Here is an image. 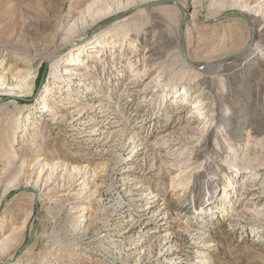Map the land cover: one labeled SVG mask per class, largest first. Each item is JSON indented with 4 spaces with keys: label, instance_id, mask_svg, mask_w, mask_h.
Wrapping results in <instances>:
<instances>
[{
    "label": "rangeland",
    "instance_id": "1",
    "mask_svg": "<svg viewBox=\"0 0 264 264\" xmlns=\"http://www.w3.org/2000/svg\"><path fill=\"white\" fill-rule=\"evenodd\" d=\"M190 3L0 0V82L29 85L17 97L0 86V264H264V14L253 25L228 4L195 16ZM79 81L97 93L75 96ZM224 176L235 189L220 196ZM83 177L86 210L73 194ZM139 193L167 203L157 225L144 226L155 208L141 216Z\"/></svg>",
    "mask_w": 264,
    "mask_h": 264
},
{
    "label": "bare ground",
    "instance_id": "2",
    "mask_svg": "<svg viewBox=\"0 0 264 264\" xmlns=\"http://www.w3.org/2000/svg\"><path fill=\"white\" fill-rule=\"evenodd\" d=\"M184 1H189V0H184ZM215 0H192V3H190L191 5H192V7L191 8H193V14L192 15H195V16H199L201 13H204V12H207V11H209V9L210 8H212V7H214L215 5H225V4H228V5H230V6H232V7H235L236 9H240V11L241 12H243L247 17H249L250 19H251V22H252V24L254 25V24H256L258 21H259V19L261 18V15L262 14H264V9L262 8V6H251V5H249V4H247L246 3V1L245 0H221L220 1V3H215L214 2ZM221 3H223V4H221ZM189 4V3H188ZM128 6V5H127ZM129 7V6H128ZM231 7V8H232ZM122 8V7H121ZM173 8H175V6L173 7ZM126 10H127V7H124V8H122L120 11H117L119 14L118 15H116L115 17L116 18H114V19H116V20H118L119 18H122L121 17V15L123 14L124 15V13L126 12ZM213 10V9H212ZM181 11H183L182 12V15H183V18H184V10H181ZM135 14L136 13H129L128 14V16L127 17H125L123 20L126 22V21H132L133 20V18L135 17ZM125 16V15H124ZM196 18V17H195ZM141 19V18H140ZM263 19V18H262ZM123 20H122V22H123ZM183 20V19H182ZM263 21V20H262ZM120 27V24L118 23H116V25L114 24V25H111L110 27H107V28H105V29H103L100 33H98V34H96L92 39H90L89 41H86V42H84L82 45H81V47L74 53L73 51H70L67 55L69 56V58H70V62H71V64L73 65V66H76V65H79V66H82V65H84L83 64V62H84V60H85V58L83 57V54L85 53V50L90 46H92V47H95L96 46V44L97 43H100L101 45H104L105 46V40H106V36L108 35V34H110V33H112V32H116L117 30V28H119ZM264 27V26H263ZM125 36L127 35V34H124ZM181 37V36H180ZM64 41H66V39H64V37H63V39H61V41H60V43L59 44H63V46L65 45V42ZM177 41H179V38H177ZM180 46H181V43H180ZM62 48H67V45L66 46H64V47H62ZM185 48V47H184ZM181 50H182V48H181ZM151 50L150 49H148V52H147V54L146 55H148L149 54V52H150ZM183 51V50H182ZM184 53H185V51H183ZM55 54V53H54ZM173 57H174V59H176V61H178L179 59L182 61V63H184L185 65L187 64V62H186V60H185V58L183 57V55H182V53L180 52V51H178V49H177V52L176 53H170ZM175 54H177V56H175ZM151 54H149V56H150ZM52 56V55H51ZM50 56V57H51ZM155 56V55H154ZM233 56V55H232ZM49 57V56H48ZM49 57V58H50ZM53 57V56H52ZM51 57V58H52ZM188 57V56H187ZM94 58H96V60H97V62L99 63V64H101L102 62H104V60L102 61V59H103V56L101 55V54H97L96 55V57H94ZM151 58H153V54H152V56L150 57V59ZM53 59V58H52ZM188 60H189V58H187ZM34 60V59H33ZM152 60V59H151ZM150 60V61H151ZM32 62V61H31ZM40 62V61H39ZM189 62H190V60H189ZM59 68H60V61H59V59L58 60H56V61H54V63H53V76L55 77V78H57L58 80H64L62 77L65 75V74H70V72H68L67 71V69H65V71H64V73H61V71H60V73H59ZM71 74H73V73H71ZM86 74V73H85ZM137 74H139V73H137ZM137 74L135 73L132 77H135L136 78V76H137ZM141 75V74H140ZM29 76V75H28ZM62 76V77H61ZM35 77H32L31 76V78H30V85H31V83H35V79H34ZM83 78H84V80H88V79H90V76H88V75H86V76H83ZM138 78V77H137ZM0 80H2V78H0ZM133 80H134V78H133ZM60 81H58V82H60ZM137 80H135V82H136ZM2 82V81H1ZM0 82V86H2V88L1 89H3V86H5L4 87V92H5V95L7 96H16L17 97V95H20V94H24L25 92H24V89L26 88V87H28L29 85H26L25 83H26V81L25 80H23L22 82L20 81L19 83H16V84H11L10 82H4V83H1ZM134 81H132V80H130V82H128V85H127V89L128 90H131V91H133L134 92V94H136V93H138L139 92V88H138V86L136 85V83H135ZM139 83V82H138ZM27 84H28V80H27ZM32 86H34V85H31V88L30 89H28V92H32L33 91V87ZM183 86V92L181 91V90H177L176 88L175 89H173V93H175L174 94V97H181V93H183L184 95L186 94V92H187V90H186V85H182ZM84 87V89H80V90H78L79 92H77V93H75L74 95L75 96H79V95H82V97H87V96H90V95H93V94H96L97 92H96V88H95V86L94 85H87V86H85L84 85V83H82L81 81H79L78 83H77V85H76V88L78 89V88H83ZM125 88V89H126ZM127 90V91H128ZM45 91V90H44ZM67 91V90H66ZM82 91V92H81ZM124 91V90H123ZM146 92V91H145ZM4 94V93H3ZM124 94H126V93H124ZM178 94V95H177ZM130 95H131V93H130ZM21 96V95H20ZM125 96V95H124ZM99 96L98 95H95V98H98ZM183 97V96H182ZM194 97H196V98H200V95H195ZM122 98H124V97H122ZM128 99V98H127ZM177 99V98H176ZM119 101H121V100H119ZM120 103V102H119ZM123 103V102H122ZM198 103H200V101L198 102ZM203 103V102H202ZM212 103H213V101H212ZM198 105V104H197ZM199 109L197 110V111H195V112H197L198 113V115L201 117L200 119H201V125H203V126H205V125H207L210 121H211V118L208 116V115H206V113L205 112H207L206 110H204V109H207V107H204L203 106V104H200L199 105V107H198ZM51 111L49 110V108L47 107V106H43L42 108H41V111H40V113H44L45 115L46 114H48L47 116H50L51 114H49ZM84 114V113H83ZM79 116V115H78ZM82 116V115H81ZM211 116V115H210ZM206 127H208V126H206ZM164 139V138H163ZM171 140V139H170ZM173 140V139H172ZM176 140V139H175ZM174 141V140H173ZM178 142V141H177ZM173 143V142H172ZM176 143V142H175ZM179 143V142H178ZM190 143V142H189ZM207 143V142H206ZM164 144V143H163ZM169 144H170V141H167V143H165V147H168L169 146ZM162 147V146H161ZM179 147V146H178ZM163 148V147H162ZM167 149V148H166ZM169 150V149H168ZM177 150V149H176ZM180 150V149H179ZM182 150V149H181ZM188 150V149H187ZM170 152H171V150H170ZM175 152V151H174ZM186 152V151H185ZM172 153V152H171ZM173 154V153H172ZM185 154V153H184ZM177 155V154H176ZM182 154H180V156H181ZM187 155L188 156H190V155H192V153L189 151V153H187ZM167 156V155H166ZM179 156V155H178ZM186 156V155H185ZM174 158V157H173ZM172 158V159H173ZM178 158H180V157H178ZM186 159V158H185ZM174 162H173V164H172V166H178V164H177V162L179 161L178 159H177V157H175V160H173ZM208 162V161H207ZM182 163H184V162H182ZM127 164V163H126ZM184 164H186V163H184ZM255 164V163H254ZM39 165L40 164H36L35 166H34V169L36 170V169H38L39 168ZM42 165V164H41ZM171 165V164H170ZM57 166H59L58 165V163H57ZM181 166V165H180ZM41 167H44V166H41ZM55 167V165L53 166V168ZM174 167H172V169L174 168ZM185 167V166H184ZM50 169L52 168V166L51 167H49ZM176 168V167H175ZM186 168V167H185ZM39 169H41V168H39ZM46 169V168H45ZM56 169V168H55ZM55 169H53V175H54V172H56V171H54ZM44 170V169H43ZM177 170V169H176ZM45 171V170H44ZM43 171V172H44ZM49 171V170H48ZM37 172H39V171H37ZM42 172V171H41ZM42 172V173H43ZM51 172V173H52ZM86 172H87V170H86ZM35 173V172H34ZM88 173V172H87ZM82 174V173H81ZM36 175V174H35ZM39 175H40V173H39ZM38 175V176H39ZM42 175V174H41ZM80 175V174H79ZM87 175V174H86ZM85 175V176H86ZM183 175V171H182V173L180 174H177L176 176H175V180H177V178H180L181 176ZM38 176H37V178H38ZM41 177H39V179H40ZM47 178V177H46ZM52 178V177H51ZM128 179V178H127ZM126 179V180H127ZM182 178H180L179 180H181ZM251 179V178H250ZM53 180V179H52ZM51 180V181H52ZM223 180H224V186H223V189L221 190V195L220 196H223V195H227L228 194V192H230V194H232V192H234V190L233 189H235V187L233 186V185H231L229 182H228V177H226V176H224L223 177ZM36 181V180H35ZM48 182V181H47ZM50 182V181H49ZM77 183V182H76ZM90 183V181H88V178L87 177H83V180L80 182V183H78L76 186V190L77 191H75V192H73V194L74 195H76L77 197L75 198V201L76 202H81V209H83V210H86L87 209V205L86 204H88V202L91 200H87V199H89V198H91L92 196H93V193L94 192H92V195L90 194L88 197L89 198H87L86 200H83V198H84V194H85V192H84V190L85 189H87L88 188V184ZM229 183V184H228ZM69 184V183H68ZM36 186V184H34V187ZM42 186H43V183H42ZM38 188V187H37ZM137 188H139V187H137ZM75 189V188H74ZM89 190V189H88ZM87 190V191H88ZM86 191V192H87ZM97 195V194H96ZM87 196V195H86ZM135 196H138V199H137V203H139L138 205H137V207L139 208V210H138V212L140 213V214H142L141 216H143V214H144V212H147V211H149V210H152L153 208H155V213L153 214V216L152 217H150V218H148V219H144V221H146L145 222V224H144V226L145 227H149V226H151V225H157V224H155L157 221H158V219H159V216L161 215V213H163L164 212V210L165 209H167L166 207H167V203L166 202H164V204H163V206L164 207H161V206H159V205H157L156 203L158 202V200H159V198L157 197V195H153L152 193H148V194H142V193H139L138 195L136 194V195H134V197ZM93 198V197H92ZM135 200V199H134ZM73 202V201H72ZM71 203V202H70ZM69 203V204H70ZM78 203H76V204H78ZM75 204V203H74ZM152 212V211H151ZM168 213V212H167ZM145 215V214H144ZM150 215V214H149ZM152 215V214H151ZM136 217V216H135ZM149 217V216H148ZM146 218V217H145ZM140 221V220H139ZM138 221V222H139ZM135 222H136V220H135ZM133 224V223H132ZM139 224V223H138ZM148 233H151V232H148ZM152 234H155V231H153L152 232ZM168 247V246H167ZM166 247V248H167ZM169 250V252L171 253V252H173V250H175V249H168ZM177 251V250H176ZM147 261V260H146ZM204 262H206V261H204ZM209 262H207V264H208Z\"/></svg>",
    "mask_w": 264,
    "mask_h": 264
},
{
    "label": "water",
    "instance_id": "3",
    "mask_svg": "<svg viewBox=\"0 0 264 264\" xmlns=\"http://www.w3.org/2000/svg\"><path fill=\"white\" fill-rule=\"evenodd\" d=\"M181 10H183V9H181ZM183 12V11H182ZM184 23H185V11H184V18H183V20H181V22H180V32H181V48H182V50L183 51H185V41H184V32H183V26H184ZM8 99V97L7 98H5V100L3 101V102H5L6 100Z\"/></svg>",
    "mask_w": 264,
    "mask_h": 264
}]
</instances>
